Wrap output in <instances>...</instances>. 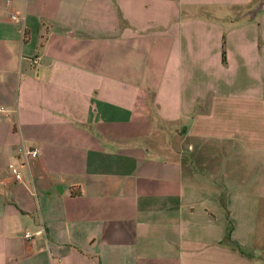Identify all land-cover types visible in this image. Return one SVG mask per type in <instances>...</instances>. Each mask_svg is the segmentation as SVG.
Returning a JSON list of instances; mask_svg holds the SVG:
<instances>
[{
    "label": "crops",
    "instance_id": "1",
    "mask_svg": "<svg viewBox=\"0 0 264 264\" xmlns=\"http://www.w3.org/2000/svg\"><path fill=\"white\" fill-rule=\"evenodd\" d=\"M258 1L0 0V264H264Z\"/></svg>",
    "mask_w": 264,
    "mask_h": 264
},
{
    "label": "rangeland",
    "instance_id": "2",
    "mask_svg": "<svg viewBox=\"0 0 264 264\" xmlns=\"http://www.w3.org/2000/svg\"><path fill=\"white\" fill-rule=\"evenodd\" d=\"M253 8L254 6L251 9ZM224 10L228 11V13L230 14H232L231 12H233V9L231 8H225ZM235 11L236 9H234V12ZM263 12L264 10L257 11L256 14L254 15L255 18L260 16ZM163 128L164 130L162 132V136H160L161 140H163V138L166 136L165 132L169 131L168 126L167 127L164 126ZM150 139L151 136L147 138L146 142H148ZM150 153L151 154L153 153V149L151 150ZM184 153L185 152L179 153L180 155L178 157L180 160L184 158ZM238 153H239V158H237L238 168H237V174L235 173V175L241 176L243 180L240 181L238 184H235L234 187H237L236 189H239L242 192H247L248 194H250V196L254 198L252 199V203H254V200L255 202L258 201L259 203L260 202L259 200H261L259 196L264 197V149H261V147L259 146L256 147L251 146V148L249 149H240ZM162 154L163 153L160 152V155ZM225 186L230 187L229 184H225ZM257 260L259 262L261 260H264V255L261 257L259 256Z\"/></svg>",
    "mask_w": 264,
    "mask_h": 264
},
{
    "label": "built area",
    "instance_id": "3",
    "mask_svg": "<svg viewBox=\"0 0 264 264\" xmlns=\"http://www.w3.org/2000/svg\"><path fill=\"white\" fill-rule=\"evenodd\" d=\"M11 18H12V19H16V17H15L14 15H11ZM38 61H39L38 56H33V57H31V59H30V62H31L32 64H36V63H38ZM0 110H1V109H0ZM22 154H23V156H24L25 158L30 157V158L34 159V158L36 157V155H37V150H36L35 148H23V149H22ZM11 171H12V173H13V177H14V179H15V180H20V178H21V174L18 172V170H17L15 167H12V168H11Z\"/></svg>",
    "mask_w": 264,
    "mask_h": 264
},
{
    "label": "trees",
    "instance_id": "4",
    "mask_svg": "<svg viewBox=\"0 0 264 264\" xmlns=\"http://www.w3.org/2000/svg\"><path fill=\"white\" fill-rule=\"evenodd\" d=\"M220 59L222 63H225L224 34H222L221 36ZM220 202L222 205H224V200L222 198H220ZM222 241L229 243V244L232 243L230 242V239H229V231L226 233Z\"/></svg>",
    "mask_w": 264,
    "mask_h": 264
},
{
    "label": "water",
    "instance_id": "5",
    "mask_svg": "<svg viewBox=\"0 0 264 264\" xmlns=\"http://www.w3.org/2000/svg\"><path fill=\"white\" fill-rule=\"evenodd\" d=\"M264 10V0H259L253 9H251L248 14L254 16L257 11Z\"/></svg>",
    "mask_w": 264,
    "mask_h": 264
}]
</instances>
